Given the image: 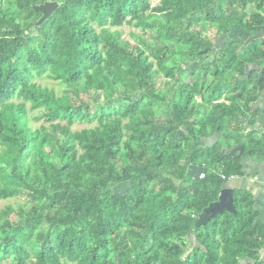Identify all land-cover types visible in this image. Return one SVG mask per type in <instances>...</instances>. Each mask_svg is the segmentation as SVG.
<instances>
[{"label": "trees", "instance_id": "trees-1", "mask_svg": "<svg viewBox=\"0 0 264 264\" xmlns=\"http://www.w3.org/2000/svg\"><path fill=\"white\" fill-rule=\"evenodd\" d=\"M263 26L264 0H0V264H264L252 194L214 210L264 155Z\"/></svg>", "mask_w": 264, "mask_h": 264}, {"label": "crops", "instance_id": "crops-1", "mask_svg": "<svg viewBox=\"0 0 264 264\" xmlns=\"http://www.w3.org/2000/svg\"><path fill=\"white\" fill-rule=\"evenodd\" d=\"M255 107L260 111L258 126L262 129L261 136L264 135V90L260 93ZM242 164L243 173L232 176L228 180V187L233 188L234 192L238 190L252 194L254 206L264 222V155L259 159L246 155L242 158ZM261 260L264 261V249L261 253Z\"/></svg>", "mask_w": 264, "mask_h": 264}, {"label": "water", "instance_id": "water-1", "mask_svg": "<svg viewBox=\"0 0 264 264\" xmlns=\"http://www.w3.org/2000/svg\"><path fill=\"white\" fill-rule=\"evenodd\" d=\"M59 4L56 1H47L42 5L43 9V16L40 19L39 23H42L44 20H46L54 11L58 8ZM264 36V26L262 30L255 35L251 36L249 38V42L255 38L263 37ZM244 152V146L243 145H238L234 147L231 152L230 156H236ZM235 210V202H234V189L231 187H226L222 190L221 195H220V201L216 203L215 209L217 212L218 211H224V210Z\"/></svg>", "mask_w": 264, "mask_h": 264}, {"label": "rangeland", "instance_id": "rangeland-1", "mask_svg": "<svg viewBox=\"0 0 264 264\" xmlns=\"http://www.w3.org/2000/svg\"><path fill=\"white\" fill-rule=\"evenodd\" d=\"M117 28H119L122 31L123 35L128 37V38L129 37L131 38L130 34H131L132 30H140L139 28L134 27L133 25H130V24H124L123 26H120V27H117ZM38 80L42 84H47L51 88H55L57 93H58V95H62L63 91H62V87H61L60 83H58V82H56V81H54V80H52V79H50L48 77H45V76L39 78ZM30 113H31V116L33 117L32 123H33L34 127H38L40 124H42L44 122V120L42 118H39V119L35 118L38 115V110L37 109L33 110ZM84 126H87V124L86 123H76L74 128L75 129H81ZM22 201H23V199H18V198L1 199L0 200V206H5L8 203H13V204L17 205L19 202H22Z\"/></svg>", "mask_w": 264, "mask_h": 264}]
</instances>
